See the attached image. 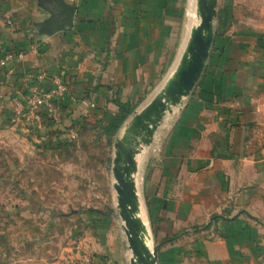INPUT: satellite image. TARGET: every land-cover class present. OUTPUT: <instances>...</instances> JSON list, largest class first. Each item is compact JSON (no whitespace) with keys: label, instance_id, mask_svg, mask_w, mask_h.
<instances>
[{"label":"crops","instance_id":"1","mask_svg":"<svg viewBox=\"0 0 264 264\" xmlns=\"http://www.w3.org/2000/svg\"><path fill=\"white\" fill-rule=\"evenodd\" d=\"M61 1L0 0V57L20 53L0 68V85L14 81L28 95L34 76L45 72L40 89L55 78L67 88L53 100L56 108L114 113L120 87L136 111L183 51L179 0H79L70 25L58 22ZM244 4L217 0L200 79L137 154L139 203L157 264L200 257L264 264V28L257 18L252 28L240 26L248 24Z\"/></svg>","mask_w":264,"mask_h":264},{"label":"rangeland","instance_id":"2","mask_svg":"<svg viewBox=\"0 0 264 264\" xmlns=\"http://www.w3.org/2000/svg\"><path fill=\"white\" fill-rule=\"evenodd\" d=\"M236 1L248 17L240 26L252 28L257 18L264 28V0ZM179 7L186 44L194 26L187 24L189 0ZM18 88L0 85V264H130L112 175L120 132L108 137L92 113L32 104ZM124 90L114 88L113 98H124ZM194 264L210 263L200 257Z\"/></svg>","mask_w":264,"mask_h":264},{"label":"water","instance_id":"3","mask_svg":"<svg viewBox=\"0 0 264 264\" xmlns=\"http://www.w3.org/2000/svg\"><path fill=\"white\" fill-rule=\"evenodd\" d=\"M217 0H197L199 22L191 28L180 58L163 86L138 110L134 111L115 143L112 163L113 187L118 214L132 256L130 264H157V247L144 222L139 203L137 154L152 142L154 132L170 106L187 96L203 72L213 40V19ZM58 22L70 25L75 6L62 2ZM149 240V245L146 243ZM151 245V247H150Z\"/></svg>","mask_w":264,"mask_h":264},{"label":"built area","instance_id":"4","mask_svg":"<svg viewBox=\"0 0 264 264\" xmlns=\"http://www.w3.org/2000/svg\"><path fill=\"white\" fill-rule=\"evenodd\" d=\"M68 4H71L73 6H77L79 0H66ZM16 56H20L19 54H16L14 51H6L1 57H0V68L4 67L8 61H11ZM30 77H33L32 74H28L26 77V80L30 79ZM45 79V72H39L34 76V83L29 87V101L32 104H45L50 105L55 98L61 97L66 92L67 88L66 85L60 81L59 79H53V86L49 89H40L38 87L39 83H41ZM93 107V104H90V108Z\"/></svg>","mask_w":264,"mask_h":264},{"label":"trees","instance_id":"5","mask_svg":"<svg viewBox=\"0 0 264 264\" xmlns=\"http://www.w3.org/2000/svg\"><path fill=\"white\" fill-rule=\"evenodd\" d=\"M113 102L117 106V111L113 113L111 111L104 110L102 115L98 117L99 124L103 121L100 125L101 131L108 137H113V135L117 133L128 116L133 113L138 104L131 103L130 101H122L117 97L113 98ZM208 225L209 224L202 225V227H207ZM173 238H175V235L172 237H164L162 242L171 241Z\"/></svg>","mask_w":264,"mask_h":264},{"label":"bare ground","instance_id":"6","mask_svg":"<svg viewBox=\"0 0 264 264\" xmlns=\"http://www.w3.org/2000/svg\"><path fill=\"white\" fill-rule=\"evenodd\" d=\"M196 1L197 0H189V8H188V25H189V28L192 27V25H197L200 18H199V15L197 13V8H195V4H196ZM196 9V10H195ZM197 13V14H196ZM193 26V27H194ZM191 31V29H190ZM190 34V32H189ZM189 37V36H188ZM188 39V38H187ZM185 47V46H184ZM184 49V48H183ZM172 74V73H171ZM164 84V83H163ZM163 86V85H162ZM148 240V239H147ZM149 241V240H148Z\"/></svg>","mask_w":264,"mask_h":264}]
</instances>
